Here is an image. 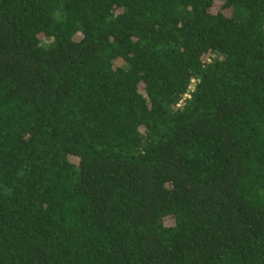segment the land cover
<instances>
[{
  "label": "trees",
  "instance_id": "16d2710c",
  "mask_svg": "<svg viewBox=\"0 0 264 264\" xmlns=\"http://www.w3.org/2000/svg\"><path fill=\"white\" fill-rule=\"evenodd\" d=\"M0 264H264V0H0Z\"/></svg>",
  "mask_w": 264,
  "mask_h": 264
},
{
  "label": "rangeland",
  "instance_id": "374dc122",
  "mask_svg": "<svg viewBox=\"0 0 264 264\" xmlns=\"http://www.w3.org/2000/svg\"><path fill=\"white\" fill-rule=\"evenodd\" d=\"M219 9V5L215 6V8H213L212 12L216 13V11Z\"/></svg>",
  "mask_w": 264,
  "mask_h": 264
}]
</instances>
